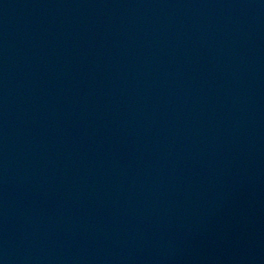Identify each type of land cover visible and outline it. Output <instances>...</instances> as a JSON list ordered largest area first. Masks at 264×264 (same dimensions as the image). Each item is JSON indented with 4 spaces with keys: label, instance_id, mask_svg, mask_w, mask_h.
Wrapping results in <instances>:
<instances>
[{
    "label": "water",
    "instance_id": "1",
    "mask_svg": "<svg viewBox=\"0 0 264 264\" xmlns=\"http://www.w3.org/2000/svg\"><path fill=\"white\" fill-rule=\"evenodd\" d=\"M0 264H264V0H0Z\"/></svg>",
    "mask_w": 264,
    "mask_h": 264
}]
</instances>
